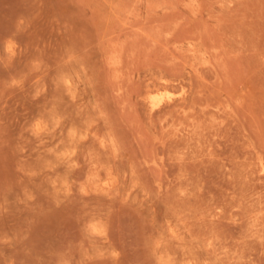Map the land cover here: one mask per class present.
Returning a JSON list of instances; mask_svg holds the SVG:
<instances>
[{"label": "rangeland", "instance_id": "1", "mask_svg": "<svg viewBox=\"0 0 264 264\" xmlns=\"http://www.w3.org/2000/svg\"><path fill=\"white\" fill-rule=\"evenodd\" d=\"M0 264H264V0H0Z\"/></svg>", "mask_w": 264, "mask_h": 264}, {"label": "bare ground", "instance_id": "2", "mask_svg": "<svg viewBox=\"0 0 264 264\" xmlns=\"http://www.w3.org/2000/svg\"><path fill=\"white\" fill-rule=\"evenodd\" d=\"M171 95V94H170ZM160 98V97H159ZM155 99H157V98H155Z\"/></svg>", "mask_w": 264, "mask_h": 264}]
</instances>
